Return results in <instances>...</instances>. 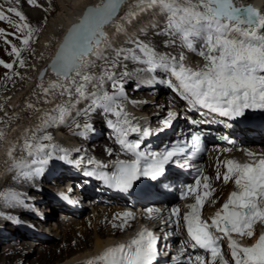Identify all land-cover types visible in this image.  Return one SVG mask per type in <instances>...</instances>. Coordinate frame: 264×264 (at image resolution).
<instances>
[{
    "label": "snow or ice",
    "instance_id": "obj_1",
    "mask_svg": "<svg viewBox=\"0 0 264 264\" xmlns=\"http://www.w3.org/2000/svg\"><path fill=\"white\" fill-rule=\"evenodd\" d=\"M32 7L40 8L38 0H26ZM21 0H2L0 2V22L11 25L13 31L0 28V37L7 46L8 55L14 57L13 62L0 59V66L6 70H14L16 65L24 68L27 64L22 53L31 51L33 37L39 32L33 27L29 18L20 8ZM124 4V0H100V3L87 9L81 21L70 29L62 46L52 60L50 68L57 77L48 87H44L43 73L39 87L45 97L67 95V103L56 105L50 112H45L39 119L41 123L25 132L20 151L26 153L17 159L15 147L7 152L11 168L21 170L25 178L43 175L49 163L56 159L80 167L84 158L72 159L69 149L54 142L48 129L58 124H68L71 113L75 111L71 123L79 131L75 135L82 137L92 130L88 122L91 115L101 111L107 119L115 143L128 159L113 162L114 171H102L101 165L93 159L87 164L93 170H85L84 175L103 181L109 188L127 192L140 177L156 180L165 173V166L175 162L185 148L171 146L162 152L141 150L146 138L153 135L149 127H141L135 118L127 113L123 104L125 96L123 80L131 75L127 71V61L143 65L140 71L155 73L163 71L168 79L163 81L187 104L188 110L201 113L211 119L191 120L193 125L223 123L219 118L236 120L246 117L249 111L264 113V12L256 7L242 6L236 0H138L139 5L159 6L166 15V26L158 35L167 36L165 47L178 46L203 58V65L193 68L186 63L187 57L181 51L178 56L170 53H159L155 48L138 38H129L126 44L132 47H113L106 27H114L117 34L124 32L116 17ZM141 8V11H144ZM135 13H127L122 20H129ZM15 17V19H13ZM14 37L20 47L9 37ZM199 44V48H197ZM112 52L109 56L106 53ZM103 61L102 71L94 74L91 69L96 61ZM117 69H123L118 71ZM19 75V73H16ZM8 77V73H5ZM110 84L112 92L107 91ZM89 87L93 90L89 91ZM82 101L88 103L83 109L76 106ZM33 111H40L35 105L26 106ZM206 110V111H202ZM86 117L83 124L79 117ZM176 113L168 111L167 117L160 121L157 131L170 128ZM2 135V133H0ZM135 135L136 139H130ZM226 139V138H224ZM192 155L202 150V136L193 132L190 137ZM76 151H80L77 149ZM112 155V150H106ZM225 152L231 149H224ZM248 157H255L252 152ZM30 158V159H29ZM8 161H6L7 163ZM186 165H181L185 167ZM226 171H217L216 179L227 184L234 180L238 190L233 191L222 209L217 211L211 222L201 218V210L205 203H215L212 195L215 189L209 177L198 176L194 183L187 184L180 193L181 199L192 198L193 203L185 205L183 215L180 207H173L169 222L178 233L183 227L188 238L187 247L182 246L176 264H264V231H261L254 245L241 247L233 234L251 238L255 235L254 226L259 222L264 225V156L240 163L235 159L223 161ZM24 169H28L24 171ZM6 203L15 199V193H0ZM63 199H68L63 196ZM151 209L149 212L151 213ZM129 218L134 219L131 212H124L114 220V228H123ZM227 239L230 260L222 250L221 242ZM158 237L148 229L139 232L137 238L127 244L107 248L99 256L90 259L87 264H154L158 255ZM193 250L189 254L188 249ZM199 249L200 252L194 250Z\"/></svg>",
    "mask_w": 264,
    "mask_h": 264
},
{
    "label": "bare ground",
    "instance_id": "obj_2",
    "mask_svg": "<svg viewBox=\"0 0 264 264\" xmlns=\"http://www.w3.org/2000/svg\"><path fill=\"white\" fill-rule=\"evenodd\" d=\"M0 2H2V0H0ZM38 3H40L42 7H32L27 4L26 0H21V10L29 18L30 24L34 28H39V32L35 35L38 37L37 39H35V36L33 37V41L30 45L31 51H25L22 53V57L26 59L27 64L24 68H20V71L18 72L19 75L14 79L12 86L9 87L8 92L2 97L0 101V114L5 115V113L8 111L6 108H13L15 111V114L13 115L14 119L12 121L6 119L4 127H0V133L3 135V138H0V146L3 147L2 150L4 152L6 151L3 157L4 160L1 161L2 163L0 162V193H8L9 191L13 190L12 192L17 194L19 201H25L22 194L32 189L34 184L21 174V170L11 168V161L8 160L7 152L10 148L15 147L16 150L14 152V156L17 159L22 156H26V153L20 151V146L18 144L20 139L23 142L22 138L26 130H32L38 124H40L41 120L39 118L45 112H50V110L56 105L67 103L69 100L67 95L60 96L57 90L55 95L50 94L46 98L50 102L42 104L43 106L38 108L40 111L34 112L32 109H28L26 107L27 104H32L35 102L34 105H36L38 102H44L45 99L42 94V89L39 87L41 78H38V74L41 70H44V87H48L52 82L57 81L55 74L49 71V61L54 56L58 45L69 26L78 22L82 11L86 7H93L99 4L100 0H38ZM236 3L238 5L250 3L254 7L258 8L261 12H264V0H236ZM137 4L138 0H124V4L119 10V14L116 17V23L123 26L124 32L117 34L114 27L105 28V32L107 33L109 40L113 42V47H132V45L126 44V41L129 38H138L139 40L152 45L156 51L165 48L167 49V53L178 56V54L183 51V49L179 48L178 46L165 47V41L168 39V37L157 34L164 30L167 21L162 23L164 25L162 28L158 27V29H149L153 22L160 20L161 13L164 14L161 8L159 6H137ZM141 8H144L145 10L141 11ZM130 11L135 13V15L130 18V21L122 20L121 17H124ZM9 39L12 40L13 43H16L18 47L21 46L19 41H17L14 37H10ZM0 54L3 55L1 57H4V55L6 56V59L4 60L5 62H13L15 59L14 57L8 55L7 46L2 42L0 43ZM106 54L109 56L114 55L112 52H108ZM184 54L186 56L185 52ZM186 57V63L193 68L197 67L198 65L202 66L204 63L203 59L199 61L194 57ZM126 63L127 71L131 73V75L126 76L123 80V90L125 93L123 104L125 109L126 106H130L136 111L140 112H135L133 115L129 113L131 117L135 118V122L143 123L148 127L156 126V122L159 121V119H155L156 117H154L152 113L154 114L158 112L160 113L158 114L159 116H163L165 115L163 111V109L165 110V107L162 109V106H167L170 108L171 106L176 107V104L172 103L171 100H167L170 99L171 95H166L164 93V89H158L156 94L153 92L149 93V91L145 90L146 88L141 82L135 81L131 77L133 74L138 72L146 73V71H140V69L144 67L143 65L133 63L132 61H127ZM102 64L103 61L97 60L96 67L91 69V72L94 74H99L102 71ZM16 67L18 68L19 66L16 65ZM0 68L3 69L2 66H0ZM117 70L123 71V69ZM165 78L168 79V76L165 75ZM127 86H131V88L126 89ZM106 88L109 93L113 91L110 84L106 85ZM92 90L93 89L89 87V91ZM137 97H140V99ZM3 101H5L6 104H4ZM87 103V101H82L76 107L78 109H83ZM101 113H99V111L94 113V116H96L94 122L90 120L91 118L88 120L89 123L93 124L99 129H102V125L104 123V121H99V116H97ZM29 115L30 120L28 119ZM135 115H139L140 117H136ZM15 116L17 117L15 118ZM74 116L75 111H73L69 117V122ZM106 117L108 119H115L110 115ZM82 118L88 119L86 117ZM84 121L85 120H79L81 124H83ZM14 122H21V127H19L20 130L24 127H27V129L23 132L21 131L22 133L19 134V132H16L17 129ZM68 130L65 128L64 124H58L50 127L47 131L49 134H51V131H53L55 132V136H58V141H55V143L62 146H69L67 143V140L69 139L67 137H63L64 134L62 135V133H60L62 131ZM95 138L96 140L94 141L93 145H97V148H95V151L93 150V152L96 153V151L99 150L103 152L105 149H110V147H113L111 144L112 139L109 142L105 140L103 141L101 135H98ZM89 139L90 138H88V140ZM91 141L93 142V140ZM7 144H10V146L5 147ZM247 152H252L256 154V156L250 158L247 156ZM210 155L211 156L206 159V164L207 172L210 173L214 180L213 188L215 191L212 195V200H214L215 203H205L204 216L206 220H210L217 211L221 210L223 204L227 202L230 194L233 191L238 190L234 180H231L225 184L223 182L222 175L220 180L215 178L218 170L221 174L226 171V168L223 166V161L226 159H235L240 162V158L242 156L246 157L247 159L259 158L260 156L264 155V145L248 146L231 152H225L221 149H218L212 151ZM6 161L8 162L6 163ZM246 161L249 162V160ZM17 171H20V173ZM65 190L70 191L68 189ZM30 195L33 196V194ZM17 204L19 203L15 199L6 203L2 198H0V211L2 210L4 211L5 215H9L11 214L10 211L13 209L14 213L19 214V212L16 210L18 208ZM49 209H51L50 212H46L51 218L57 219V216H61L60 211H58L54 206H51ZM120 214H122L120 210L100 207L94 209L89 213L88 216L78 220L72 219L67 222L58 221L56 222L57 225L54 226L49 220L45 224L46 232L47 234H50L48 239H35L33 237H27L28 239H34L35 242H21V244L17 240L20 237L24 238L25 236L19 235L18 237L12 239L11 237L15 232L9 223V219H4L5 216L4 218L0 216V239L8 238L9 241L7 242L10 243L14 241V245L5 246L6 248H3L1 246L2 244H0V264H23V249L31 250L32 252L37 253V256L34 260L25 262V264H87L90 259L102 254L107 248L111 247L114 242L124 236L121 234V229H128V223L123 228H114L112 226L113 223L120 224L122 222L120 219H113V217H116ZM5 230H8V234L5 232ZM10 231L12 233H10ZM254 231L255 235L251 238L239 237L235 233L233 234V238L237 239L241 247L251 246L257 242L261 231H264V225H261L258 222L254 226ZM57 238L61 239L59 243L57 242L58 245L47 246V242H55ZM224 253L226 258L230 260V252L227 249V244H225ZM231 264H234V262H231Z\"/></svg>",
    "mask_w": 264,
    "mask_h": 264
},
{
    "label": "rangeland",
    "instance_id": "obj_3",
    "mask_svg": "<svg viewBox=\"0 0 264 264\" xmlns=\"http://www.w3.org/2000/svg\"><path fill=\"white\" fill-rule=\"evenodd\" d=\"M13 19H14V17H13ZM0 28H4V29H6L8 32H10V31H13V28H12V26L11 25H8L6 22H0ZM38 35V34H37ZM11 37V36H10ZM9 37V38H10ZM36 38L35 39H37V37L38 36H35ZM4 43L3 42V37H0V43ZM198 45L199 44H197V48H198ZM1 56H3V55H1L0 54V59H2V60H5L6 58V56L4 55V57H1ZM0 101H1V99H2V97L3 96H5V94L8 92V89H9V87H11L12 86V84H13V82H14V79L18 76V75H16V73H18L19 71H20V68L18 67H15V69L14 70H6V69H2V68H0ZM8 73V77L9 78H6L5 77V73ZM2 76V77H1ZM129 88H131V86H127L126 87V89H129ZM137 98H139L140 99V97H137ZM4 102V104H6L5 103V101H3ZM33 105L35 104V102H33L32 103ZM42 104H45L44 102H38V103H36V107L37 108H39V107H41V106H43ZM6 110H8L6 113H5V115H2V114H0V127L1 128H3L4 127V125H5V120L6 119H9L10 121H12L13 119H14V114H15V111H14V109L13 108H6ZM99 113H101V111H99ZM97 116H104L102 113L100 114V115H97ZM83 116H81V117H79L78 118V121L81 119V120H85V119H83L82 118ZM16 118V117H15ZM91 119L90 120H92L93 122H94V120H95V118H96V116H94V114L93 115H91V117H90ZM28 119L30 120V115L28 116ZM106 122V120L104 121V123ZM71 123V121L69 122V124ZM20 124H21V122H17V123H15V127H16V132H19V134H21L23 131H25L26 129H27V127H24V128H22L21 130L19 129V127H21L20 126ZM69 126V125H68ZM65 127L68 131H62V132H60V133H62V135H63V137H67V136H69L68 134H70L71 133V131H72V128H73V130L75 129V126L73 127V126H69V127ZM153 127H155V126H153ZM9 128V127H8ZM22 131V132H21ZM54 131V130H53ZM53 131H51V134H52V136H53V138H54V142L55 141H58V136H55V132H53ZM79 131V130H78ZM26 132H27V130H26ZM24 136V135H23ZM7 137V136H6ZM0 138H3V135H1L0 136ZM68 138V137H67ZM101 138L103 139V141L105 140V141H107V138H106V136H105V133H104V137L101 135ZM109 138V137H108ZM69 140H67L68 142V144H69V146H65V147H67V148H69V149H71V148H79L80 149V147H83V148H85V149H88L91 153H93L94 155H96L97 157H100L101 159H107V158H109L110 156L108 155V153H107V151L106 150H104L103 152H101L100 150L99 151H96V153L95 152H93V150L95 151V148H97V145H93L94 144V141L92 142V141H88V138L86 137H82V136H80L79 138H68ZM73 142H75V143H73ZM18 144H19V146H21V144H22V140L20 139L19 141H18ZM10 146V144H7V146H5V147H9ZM2 146H0V162L2 161V160H4V155H5V152L2 150ZM8 149V148H7ZM2 163V162H1ZM13 190H11V191H9V192H11V193H13L12 192ZM8 192V193H9ZM11 212V214H9V215H5V213H4V211H0V213L2 214H0V216H2L3 218H4V216H5V218L4 219H6V218H8V219H10V216H13V215H15L16 213H14V211H13V209L10 211ZM18 214V213H17ZM89 215V213H87L86 215H83L81 218H83V217H86V216H88ZM60 216H57V218H59ZM78 220V219H77ZM5 221V220H4ZM55 222H58V221H56L55 220ZM53 226H54V224H53ZM44 229L46 230V228L44 227ZM5 232L8 234V230L6 231L5 230ZM10 233H12L11 231H10ZM50 235V234H49ZM52 236V235H51ZM12 239L13 238H15V237H11ZM58 240V241H57ZM57 240H55V242H47V246H49V245H58V243L60 242V238H57ZM7 241H9V239L8 238H1L0 239V244H2L1 246L3 247V248H6L5 246H8V245H14V241H12L11 243L10 242H7ZM21 242H23V243H30V242H35V240L33 239H23ZM21 242H20V244H21ZM58 242V243H57ZM33 244V243H32ZM0 252H1V250H0ZM36 256H37V253L36 252H32L31 250H26V249H23L22 250V261H23V264H25V262H28V261H30V260H34L35 258H36Z\"/></svg>",
    "mask_w": 264,
    "mask_h": 264
},
{
    "label": "water",
    "instance_id": "obj_4",
    "mask_svg": "<svg viewBox=\"0 0 264 264\" xmlns=\"http://www.w3.org/2000/svg\"><path fill=\"white\" fill-rule=\"evenodd\" d=\"M88 8H90V7H86V8L82 11V13H81V15H80V18H79L78 22H76V23L72 24L71 26H69V28H68V29L66 30V32L64 33V35H63V37H62V39H61V42L59 43L58 48H57V50H56L54 56L51 58V60H50L49 63H48V68H49L50 71H52L51 68H50V65H51V63H52V60H53V58L55 57V55L57 54L58 49L62 46V43H63V41L66 39L67 34L70 32V29H71L73 26L77 25V24L81 21V19L83 18V15L86 13V11H87ZM42 73L44 74V70H41V71L39 72V74H38V78H41V74H42Z\"/></svg>",
    "mask_w": 264,
    "mask_h": 264
}]
</instances>
